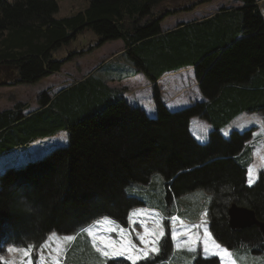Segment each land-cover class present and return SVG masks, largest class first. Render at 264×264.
<instances>
[{
    "label": "trees",
    "instance_id": "16d2710c",
    "mask_svg": "<svg viewBox=\"0 0 264 264\" xmlns=\"http://www.w3.org/2000/svg\"><path fill=\"white\" fill-rule=\"evenodd\" d=\"M183 1L90 0L83 11L56 18V0H0V71L14 75L9 80L35 84L59 72L83 51L63 59H55L53 51L91 29L99 39L88 51L121 40L133 74L143 73L154 84L156 106L150 118L130 104L125 88L96 82L91 74L55 98L43 95L38 111L25 115L21 106L0 111V156L61 131L68 138L66 146L0 174V257L9 245L39 247L52 232L77 235L105 217L126 227L131 211L144 206L131 195L132 187L155 176L165 182L170 201L196 191L209 195V229L219 244L264 254L255 226L234 230L228 222L233 203L264 221V168L253 186L247 183L255 128L233 130L228 138L220 132L245 111L264 119V0H240L242 6L223 8L206 20L162 29L165 18L202 3ZM177 2L183 6L171 9ZM186 67L194 68L205 101L170 111L156 83ZM126 76L132 72L122 79ZM67 94L76 105L59 103ZM194 117L212 125L206 144L190 132ZM174 251L168 227L159 253L137 264L168 261ZM107 264L131 261L113 258ZM195 264L220 260L199 257Z\"/></svg>",
    "mask_w": 264,
    "mask_h": 264
},
{
    "label": "rangeland",
    "instance_id": "374dc122",
    "mask_svg": "<svg viewBox=\"0 0 264 264\" xmlns=\"http://www.w3.org/2000/svg\"><path fill=\"white\" fill-rule=\"evenodd\" d=\"M8 1L13 2L14 0ZM56 1L59 4V12L55 15L56 18L68 17L79 11H83L88 7L90 2V0ZM186 1L188 2V0L183 2ZM183 2L173 3L170 5V8H180L183 6ZM200 2L202 3H199L200 5L192 11H180L176 15L165 18L161 23L162 29L165 31L175 30L181 27V25L199 22L215 16L223 8H238L243 4L240 0H211L210 2L200 0ZM98 39V35L93 30L86 29L79 33L76 39L64 43L62 47L55 49L53 51L55 59L66 58L73 51H83V53L65 63L59 72L53 73L35 84H23L9 80L8 78L13 79L14 75L10 72L3 73V71H0V111L16 109L19 106L22 107L25 115L38 111L42 107L39 98L43 95L55 98L91 74H93L94 81L96 82L101 80L111 88L123 89L126 81L124 80L125 78H122L132 72V76L140 75L130 80L129 92L125 91L124 96L131 103L142 107L148 117L155 118L154 84L150 83L143 73L133 74L134 67L128 63L129 61H127L125 55L120 53L95 69L105 59L114 55L117 48L121 46L117 40L108 42L99 49L88 51ZM197 81L194 75V68L186 67L164 74L156 84L161 97L167 101L168 107L176 111L192 105L191 101H196L198 94ZM75 99L73 94H67L63 95L59 103L72 101L73 105H76ZM235 121H238V123L233 124L231 122L220 130L224 137L228 138L234 129L243 133L251 128H255L253 141L250 142L253 148V159L248 168V171L251 170L252 172V184L248 183L249 172L247 176L248 185L253 186L258 181L260 171L264 168V119L258 113H252L250 115L246 114ZM212 129V125L208 120L193 118L190 132L199 143L206 144L209 141V133ZM67 144L68 138L66 132L61 131L55 136L40 139L26 147L6 152L0 156V174L9 167L18 168L39 160L52 150L66 146ZM130 193L144 202L143 207L136 208L131 213L142 210L144 215L131 216V220L129 215L126 227L119 225L109 218L120 229L124 230L123 233L119 230L111 233L100 231L98 233L99 236L110 238L116 242L117 246L121 243L127 244L130 242L136 248H144L145 245L139 239L140 235H143L145 231L141 225L145 224L149 230H152L156 227L154 221L159 219L163 225L164 236L168 227L170 228V233L172 229L177 230L179 233L177 239H172L175 248L172 258L159 264H195L199 257H217L220 260V264H264L263 253L254 254L249 247L228 249L214 239L209 229L207 206L210 198L206 192L196 191L180 199L170 201L167 199L165 182L160 176H155L147 185L133 186ZM170 212H174L175 214L171 215ZM155 214L159 215L156 216ZM172 218L176 219L173 220ZM131 221H135V223ZM205 232L208 235H205ZM58 235L60 237H75L71 242H64L65 247L60 256L61 264H107L109 259L105 260L97 251V248L101 247L99 241H94L87 232L82 231L77 235ZM161 240L157 245L160 250ZM94 244L95 247L93 246ZM10 247L17 249L25 248L9 245L7 249ZM52 247H55V245L53 244ZM189 247L194 249V251H189ZM205 247L208 249L207 251L204 250ZM225 252L228 254H215H223ZM48 254L49 250L45 249L44 255L47 257ZM157 254H150V259ZM2 257L5 259L15 257L17 262H19L20 253H9L6 251ZM32 259L35 262L36 255L33 254ZM140 261H137V263Z\"/></svg>",
    "mask_w": 264,
    "mask_h": 264
},
{
    "label": "snow or ice",
    "instance_id": "6c2138e0",
    "mask_svg": "<svg viewBox=\"0 0 264 264\" xmlns=\"http://www.w3.org/2000/svg\"><path fill=\"white\" fill-rule=\"evenodd\" d=\"M248 183H253L251 170H249ZM134 215H144V212L142 210H137L136 212L131 213L130 220L131 216ZM155 215L158 216L159 214ZM172 219L175 220L176 218ZM131 222L135 223V221ZM154 223L156 227L152 230H149L147 225L145 224L141 225L144 227L145 231L143 235H140L139 239L140 242L145 245L144 248H136L130 242L127 244L121 243L119 246H117L116 242L112 241L110 238L99 236L98 233L100 231L108 233L115 232L117 230H119L121 233H123L124 231L123 229H120L114 221L110 220L107 217L103 218V220L95 221L92 225H89L88 228L82 229V231L87 232V234L92 237L94 241H99L101 247L97 248V251L102 257L105 258V260L116 257H125L128 261H131V264H137V261L148 260L150 259V254H156L160 251V248L157 245L164 236L163 225L161 220L159 219L155 220ZM178 235L179 233L177 232V230H171V237L173 240L177 239ZM205 235H208V233L205 232ZM74 239V236L60 237L57 233L53 232L45 239L42 244L39 245V247L34 244H27L25 248H8L7 251L9 253L19 252L20 260L19 262H17L15 257L11 259L0 257V264H61L60 256L65 247L64 242H71ZM53 244L55 245V247H52ZM93 246L95 247V244ZM45 249L49 250V254L47 257L44 255ZM188 250L194 251V249H192L191 247H189ZM204 250L207 251L208 249L205 247ZM33 254L36 255L35 262H33L32 259ZM215 254L227 255L228 253L225 252L223 254Z\"/></svg>",
    "mask_w": 264,
    "mask_h": 264
},
{
    "label": "water",
    "instance_id": "95a60500",
    "mask_svg": "<svg viewBox=\"0 0 264 264\" xmlns=\"http://www.w3.org/2000/svg\"><path fill=\"white\" fill-rule=\"evenodd\" d=\"M229 226L234 230H242L255 226L264 239V221L258 219L256 212L248 207L231 204L228 210Z\"/></svg>",
    "mask_w": 264,
    "mask_h": 264
},
{
    "label": "crops",
    "instance_id": "0c3cea01",
    "mask_svg": "<svg viewBox=\"0 0 264 264\" xmlns=\"http://www.w3.org/2000/svg\"><path fill=\"white\" fill-rule=\"evenodd\" d=\"M122 43H120V42ZM118 42V44L119 45H121L120 47H118L117 48V50L114 52V55H112L111 57H109V58H107V59H105L103 62H101L95 69H97V68H99L100 66H102L105 62H107V61H109L111 58H113L114 56H116V55H118V54H120V53H122L123 52V50H124V43L121 41V40H118L117 41ZM176 71V70H175ZM173 72V71H172ZM166 74V73H165ZM140 75V74H139ZM139 75H136V76H131V77H125V81H126V85L125 86H123V88H125L126 89V92H129V88L128 87H130V85H129V83H130V80H132L133 78H137ZM161 79V78H160ZM159 79V80H160ZM158 80V81H159ZM157 81V82H158ZM198 81H197V90H198V94H197V99H196V101L195 102H201V101H204L205 100V98L203 97V95L200 93V91H199V88H198ZM162 99H163V102L166 104V106L168 107V103H167V101L166 100H164V98L163 97H161ZM130 102V101H129ZM194 101H191V103L193 104V103H195ZM130 104H132V105H134V106H136L135 104H133V103H131L130 102ZM170 110H172V111H175V109H172V108H170V107H168ZM246 114H252L251 112H247V111H245V112H242L239 116H237L234 120H232V122H233V124H236V123H238V121H235V120H237V119H239L240 117H243L244 115H246ZM192 120H193V118L191 119V122H192ZM191 122H190V127H191ZM231 123V122H230ZM229 123V124H230ZM228 125V124H227ZM223 128V127H222ZM249 172V171H248Z\"/></svg>",
    "mask_w": 264,
    "mask_h": 264
},
{
    "label": "clouds",
    "instance_id": "9594fccd",
    "mask_svg": "<svg viewBox=\"0 0 264 264\" xmlns=\"http://www.w3.org/2000/svg\"><path fill=\"white\" fill-rule=\"evenodd\" d=\"M126 99H127V98H126ZM29 144H32V143H29ZM20 148H21V147H20ZM15 149H18V148H15ZM15 149H14V150H15ZM8 152H9V151H8ZM5 153H6V152H5ZM5 153H4V154H5ZM4 154H3V155H4ZM1 156H2V155H1Z\"/></svg>",
    "mask_w": 264,
    "mask_h": 264
}]
</instances>
